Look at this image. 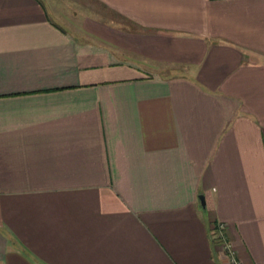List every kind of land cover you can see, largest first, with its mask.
Instances as JSON below:
<instances>
[{
    "label": "crops",
    "instance_id": "1",
    "mask_svg": "<svg viewBox=\"0 0 264 264\" xmlns=\"http://www.w3.org/2000/svg\"><path fill=\"white\" fill-rule=\"evenodd\" d=\"M223 244L264 264V0H0V264Z\"/></svg>",
    "mask_w": 264,
    "mask_h": 264
},
{
    "label": "built area",
    "instance_id": "2",
    "mask_svg": "<svg viewBox=\"0 0 264 264\" xmlns=\"http://www.w3.org/2000/svg\"><path fill=\"white\" fill-rule=\"evenodd\" d=\"M222 230H223V226L221 224L214 225L213 227V237L218 241L222 240V235H221ZM222 249L226 253L227 264H238L235 261L233 253L229 246H227L226 244H223Z\"/></svg>",
    "mask_w": 264,
    "mask_h": 264
},
{
    "label": "water",
    "instance_id": "3",
    "mask_svg": "<svg viewBox=\"0 0 264 264\" xmlns=\"http://www.w3.org/2000/svg\"><path fill=\"white\" fill-rule=\"evenodd\" d=\"M198 201L200 203V206L203 207L204 206V201H203V197L202 196H198Z\"/></svg>",
    "mask_w": 264,
    "mask_h": 264
},
{
    "label": "rangeland",
    "instance_id": "4",
    "mask_svg": "<svg viewBox=\"0 0 264 264\" xmlns=\"http://www.w3.org/2000/svg\"><path fill=\"white\" fill-rule=\"evenodd\" d=\"M73 8H74V11H72V10H70V11L73 12V13H75V11H77V10H76L75 7H73ZM69 9H71V7H70ZM78 14H79V12H78ZM165 73H166V72H165Z\"/></svg>",
    "mask_w": 264,
    "mask_h": 264
}]
</instances>
